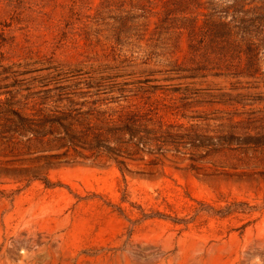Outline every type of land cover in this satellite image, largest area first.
Here are the masks:
<instances>
[{
    "label": "rangeland",
    "instance_id": "1",
    "mask_svg": "<svg viewBox=\"0 0 264 264\" xmlns=\"http://www.w3.org/2000/svg\"><path fill=\"white\" fill-rule=\"evenodd\" d=\"M0 264H264V0H0Z\"/></svg>",
    "mask_w": 264,
    "mask_h": 264
}]
</instances>
